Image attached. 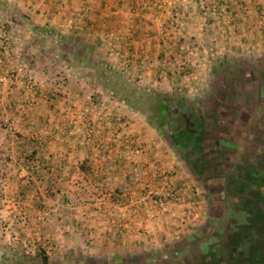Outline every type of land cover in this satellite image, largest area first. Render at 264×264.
<instances>
[{"label": "rangeland", "instance_id": "rangeland-1", "mask_svg": "<svg viewBox=\"0 0 264 264\" xmlns=\"http://www.w3.org/2000/svg\"><path fill=\"white\" fill-rule=\"evenodd\" d=\"M19 1L20 7H27L26 14L22 13L23 20L32 21L30 0ZM211 1L218 7L219 3L223 4V10L218 8L217 14L208 11L212 21L224 15L231 17L232 14V19L235 18L232 24L250 20L255 22L254 28L248 23L241 28L235 27L236 31L242 32L238 34H229L228 29L223 28L222 36L228 37L226 42H230L229 39L234 35L241 36L237 39L239 44H236L235 39L231 44L233 51H241L242 56L221 58L215 53L225 49L226 45L219 43L210 47L211 54L215 52L214 56L206 54L205 50H208L209 45L195 41V36H191L184 25L187 23L184 20L187 16L178 12L183 20L180 19L177 22L179 25L173 28L180 26L181 35L177 34L178 31L163 33L166 53L163 59L155 62L144 60L149 68L160 67L161 71L147 82L142 76L131 74L128 60H124L125 63L121 60L123 53L114 62L116 64L98 58L83 61L78 55L79 48H82L79 29L70 28L73 34L71 33L72 39L68 42L63 28L52 26L54 29H45L42 26L38 29L40 35H47L48 38L55 36L58 39L53 44L57 47L53 49L57 50L59 58L55 57L57 61L47 60L51 70L54 69L49 71L51 75L47 82L56 85L51 93L56 91L57 99L63 98L58 85L63 79L66 81L63 74L67 65L94 67L100 80L106 81L109 77L112 92L107 95L115 96L117 104H114V108L111 106L104 109L101 117L104 121L110 117L112 125H107L112 129L110 134L114 132L116 123H121L116 131H120L125 140H129L127 149L133 150L136 156L133 160L116 155L108 157L110 145L107 138L110 135L95 141V144L96 130L94 125H89L83 133V142L84 145L94 144L101 151L99 154L107 168L104 174L106 180L88 185L76 184L72 199L68 195L64 197L66 193L63 191L61 194L60 188H38L41 218L37 215L33 222L38 226L44 222L52 223V235L45 238V242L42 238V246L32 249L33 252H28L31 246L26 238L20 234L11 235L10 239L16 245V252H12V255L17 260L43 264L42 256L45 254L49 264H249L255 260L253 252L257 251L256 256L259 259L262 256L261 264H264V198L258 193L255 199H234L231 204L237 210L228 217L223 208L227 199H221L225 187L221 181L223 176L225 178L228 175V164L240 163V175H245L246 185L251 181V187L246 188L248 193L259 185L251 175L264 173V41L261 40L260 43L252 38H264V0H239L237 4L234 0ZM257 6L262 10L257 11ZM151 8L153 14H156L158 8ZM237 19L239 20L236 21ZM173 21L177 20L173 18ZM22 27L18 32L21 41L17 46L21 66L26 69L28 76L20 75L19 82L25 84L32 80L40 87L35 72H30L36 62L30 51L32 47L37 48L42 43L38 39L34 41L28 30ZM217 36L220 37V34ZM183 43H188L195 50V56L191 60L177 61L178 49ZM253 51H260V56L252 57L250 53ZM216 70H220V73ZM109 71L113 72V76L103 73L108 74ZM30 75L35 77L28 78ZM238 100L240 104H237ZM160 103L167 104L166 112L160 110ZM121 106L124 110L147 119L149 132L159 138L156 141V138L150 137L147 143L149 150H144L133 142L135 140L131 126L127 120L118 117L122 114L119 110ZM115 107L119 110L118 115ZM180 115L191 120V127L196 124L195 130L202 132L200 137L195 135L191 140L188 138L184 143L187 144L185 150L175 142L180 129ZM88 117L83 114L81 123L89 122L86 120ZM239 122L242 129L236 132ZM66 127L75 128L69 125ZM80 127L81 125L77 128ZM183 129L192 135L186 127ZM88 130L92 131L93 138L87 142ZM228 142L230 144L226 147ZM121 149L126 150V147L122 146ZM157 150L160 156L156 154ZM245 150H248L247 154ZM152 151L153 154L149 156ZM115 162L127 169L119 173L120 179L126 178L121 187L108 184L107 178H113L111 174L114 172ZM27 164L34 162L28 160ZM84 164L82 166L89 171L90 166L85 161ZM27 174L26 171L24 179ZM36 174L37 168L31 174L32 181ZM32 181L25 183L31 186ZM151 190L158 191L159 194L153 195V199L144 204L137 202L141 195ZM77 191L85 195L82 196L83 199L75 196ZM235 191L238 192L239 189ZM160 202L165 203L164 212L158 206ZM19 204L16 200L15 206ZM76 211H80L77 216L74 215ZM26 221L23 218L20 224L23 225ZM12 223L18 225L17 221ZM12 223L11 220H6L2 227L6 228Z\"/></svg>", "mask_w": 264, "mask_h": 264}, {"label": "crops", "instance_id": "crops-1", "mask_svg": "<svg viewBox=\"0 0 264 264\" xmlns=\"http://www.w3.org/2000/svg\"><path fill=\"white\" fill-rule=\"evenodd\" d=\"M30 2L29 12H31L32 21L28 20L27 23L22 18L26 14L27 7H20L19 0H0V61L4 65L2 68L0 64V74L5 71L9 75L12 72V75L16 74L18 77L20 75L28 76L26 69L21 66V56L17 46L21 41L18 32L21 31L22 26L28 30L34 41L38 39L44 45L40 44L37 48L32 47L30 51V54L34 55L32 59L36 61L30 72H35V76L40 81V99L37 105L22 107L21 93L25 92L22 82H19L22 87V90L19 91L14 88H0V264H31L19 261L12 255V252H16V245L12 243L11 235L20 234L26 238L32 247L28 248V252H33L36 248L39 249L42 246L41 239L44 238L45 242V238L52 235V223L44 222L38 226L33 222V218L37 215L39 219L41 218V213L38 210L41 209L37 196L38 188L41 186L60 188L61 194L66 193L64 197L68 195L72 199L76 184L88 185L98 180H106L104 174L107 172V168H105L106 163H104L103 157L99 154L101 151H98L94 144L84 145L83 133L92 124L97 136L94 138V143L110 135L112 129L107 127L101 113L111 106L114 108L116 97L107 95L112 90L102 85V80L98 78L99 74L94 70V67L71 64L67 65L63 74L66 81L63 79L62 83L60 82L58 85L63 93V98L49 101V95L56 85L47 82V78L51 75L49 72L51 65L49 66L47 60L57 61L56 58H59L57 50L53 49V47H57L53 44L57 43L58 39L57 37L55 39V36L48 38L47 35H40L37 32L38 29L42 26L45 29L63 28L67 42L72 39L70 28L79 29L78 35L82 48H79L78 55L83 61L89 58L93 60L98 58L114 63L123 53L121 60L123 62L128 60L131 65L129 69L131 74L142 76L147 82L152 76L158 74L161 68H149L144 60L150 59L155 62L163 59L166 54L163 32H173V27L178 26L177 21H173L169 10L165 8L158 9L156 14H153V10L149 6L151 0H30ZM211 3V0H177L179 13H185L187 16L184 19L187 22L184 24L187 26L186 30H189L191 36H195V41L200 44L205 42L209 45L208 50H205L206 54L210 55L212 50L210 47L219 43L226 45L222 51L214 52L221 58L242 56L241 51L236 49L233 51L231 44L234 39L236 44H239L237 39L239 40L241 36L234 35L235 37L232 36L229 39L230 42H226L228 37L227 35L222 36L223 28L228 29L229 34L235 32L238 34L242 32L236 31L235 27L241 28L248 23L254 28L255 22L250 20L232 24L231 22L235 20V18L232 19V14L231 17L224 15L220 19L212 21L208 16ZM219 5L223 10V4L219 3ZM87 8L89 12L83 14ZM256 8L257 11L262 10L259 6ZM22 13L24 14L22 15ZM218 34L220 37L217 36ZM252 38L256 42L264 41L262 37L253 36ZM242 41L245 42V39L242 38ZM259 52L257 51V54L253 51L250 54L252 57H257L260 56ZM50 53L54 55H48ZM214 53L211 56H214ZM52 70L54 69L52 68ZM216 72L219 74L220 70H216ZM33 76L30 75L28 78H33ZM239 101L237 104L241 103ZM115 108L116 115L120 110L122 114H119L118 117L127 120L126 122L131 126L132 137L134 136L135 140L133 142H136L137 146L147 150L150 137L159 141L156 134L149 132L146 118L124 110L123 106L119 110L117 107ZM70 111L87 114L89 117L86 120L89 122L82 123L79 129L67 128L64 115ZM116 125V128H113L114 131L121 126V123H116ZM241 125L239 122L235 128L236 132L238 129H242ZM72 144L74 145L71 146ZM76 147L77 149H74ZM152 154L153 151L148 155ZM156 154L160 156L158 150ZM28 160H32L37 165V174L33 178L31 186L26 185L24 179ZM84 161L90 166L89 171L88 169L86 171V168L82 166ZM114 167L113 174L109 173L113 178H107L108 184L121 187L126 178L120 179L119 173L127 169L117 162ZM130 185L132 186L131 181ZM75 196L83 199L82 196L85 195L77 191ZM16 200L19 201V206H15ZM20 200L22 201L20 202ZM46 201L50 202V199ZM78 213L80 214V211H76L74 215L77 216ZM23 218L27 221L22 225L20 220ZM6 220H11V223L17 221L18 225L15 226L12 223L3 228ZM253 253L255 260L249 264H261L262 256L259 259L256 256L257 251ZM140 264L144 263L140 262Z\"/></svg>", "mask_w": 264, "mask_h": 264}, {"label": "built area", "instance_id": "built-area-1", "mask_svg": "<svg viewBox=\"0 0 264 264\" xmlns=\"http://www.w3.org/2000/svg\"><path fill=\"white\" fill-rule=\"evenodd\" d=\"M239 0H234V3L237 4ZM150 8L154 7V8H158L163 10L164 8L169 10L170 14L173 16V18L175 20H177V22L180 21V14L179 12V7L177 6V0H153L150 3ZM218 7L216 4L214 5L213 3L210 4L209 9L211 12H213V14H217L218 13ZM89 12V9L87 8L83 14H87ZM157 18V17H156ZM179 25V24H178ZM173 31H178V35H181V27H177L174 28ZM163 33H166V31H164ZM176 34V33H175ZM169 48H172V45L169 46ZM195 56V50L188 44V43H183L182 45L179 46L178 49V54L176 57L177 61L180 60H191V58ZM1 67L3 68V62L0 61ZM23 89L25 90V93L21 96V104L23 108H27L30 107L32 105H37L40 99V92H39V87L36 84V82L29 80L28 82H26L23 86ZM21 85L19 84V77L16 74L13 75H9L8 73H6L5 71L2 72L0 74V88H14L16 90H22ZM57 92L54 91L53 93H51L50 96V101H55L57 99ZM1 104V103H0ZM82 117L83 114L82 113H78V112H68L65 113L64 115V121L66 123V125L72 126V127H79L80 125H82L81 121H82ZM106 125H111V121L108 119L106 121ZM87 142L91 141L93 138V133L92 131L87 132ZM107 141L109 142L110 147L108 148V153L111 157H113L114 155L119 156V157H123L125 159H130L133 160V158L136 156L135 152L131 149H127L129 140H125V138L122 136V133L120 131H114L112 134H110V136L107 138ZM122 146L126 147L125 149H121ZM26 171H27V175L25 177L26 181L28 183H30L32 181V177L31 174H34L35 170H36V165L34 164H27L26 165ZM159 192L158 191H154L151 190L146 194L141 195V197H139V201H137L138 203H146L147 201H149V199H153V195H158ZM135 203H132V205H134ZM131 205V206H132ZM158 206L162 209V212H164L166 210L165 207V203L164 202H160L158 203ZM128 226V225H126Z\"/></svg>", "mask_w": 264, "mask_h": 264}, {"label": "flooded vegetation", "instance_id": "flooded-vegetation-1", "mask_svg": "<svg viewBox=\"0 0 264 264\" xmlns=\"http://www.w3.org/2000/svg\"><path fill=\"white\" fill-rule=\"evenodd\" d=\"M190 122H191V120L188 121V120L184 119V117L182 118L181 115L179 116L178 124L180 125V129H179L178 133L176 132L177 134H176V141L175 142L179 143L178 146L182 150H185L184 147H186L187 144L184 145V143H186L188 141V138L191 140V139L195 138V135L200 137V135L202 133L199 130H195L196 124L194 125V127H191ZM181 126H182V128H181ZM200 126H202V124H200ZM184 127H186V129H188L192 135H189L188 133H186L187 131H185L183 129ZM225 144L226 143H224V146H225ZM229 144H230V142L227 143L226 147H228ZM246 151H248V150H245V154H247ZM226 167L228 168V169H226L228 175L225 176V178L223 176V179L221 181V182H223V185L225 186L222 193H221L222 194L221 199H227V202L224 204L223 208L225 209V211H226L225 214H227V217H228L229 215L233 214V211L237 210L236 206L234 208V205L231 204V203H233L232 201L234 199H255V197H257L258 193L260 194L261 198H264V173L261 175L258 173H253L251 175L253 179L258 181L259 185L257 186V188L250 190L251 192L248 193L246 191V188L251 187L250 186L251 181L248 182V184L246 185L247 180H246L245 175L244 174L240 175V168H241L240 163H231V164H228ZM263 171H264V167H263ZM237 189H239L238 192L235 191ZM211 196H212V194H211ZM248 218H250V217H248Z\"/></svg>", "mask_w": 264, "mask_h": 264}, {"label": "trees", "instance_id": "trees-1", "mask_svg": "<svg viewBox=\"0 0 264 264\" xmlns=\"http://www.w3.org/2000/svg\"><path fill=\"white\" fill-rule=\"evenodd\" d=\"M21 17H22V15H21ZM105 71V70H104ZM103 73H105V72H103ZM105 75L107 76H113V72H110L109 71V73L107 74V72L105 73ZM111 78V77H110ZM112 80V79H111ZM113 82V81H112ZM102 85L104 86V87H108V88H110V79H109V77H108V79H106V81H104V80H102ZM111 89V88H110ZM159 107H160V110L162 111V112H166V109L168 108V106H167V104L166 103H160L159 104ZM42 261H43V264H49L48 263V256H46L45 254L42 256ZM22 264H24V263H22Z\"/></svg>", "mask_w": 264, "mask_h": 264}]
</instances>
